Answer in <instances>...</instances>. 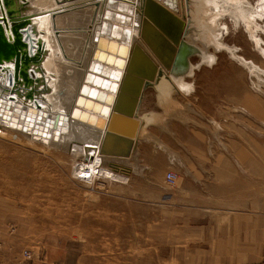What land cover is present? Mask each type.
Here are the masks:
<instances>
[{
  "label": "rangeland",
  "instance_id": "374dc122",
  "mask_svg": "<svg viewBox=\"0 0 264 264\" xmlns=\"http://www.w3.org/2000/svg\"><path fill=\"white\" fill-rule=\"evenodd\" d=\"M222 12L215 20L228 29L219 38L257 64L259 78L226 48L199 41L216 60L205 65L207 58L191 57L198 65L194 89L189 96L173 93L179 115L164 112L153 87L144 90L140 113L163 116L166 125L148 124L132 156L117 163L120 173L127 169L124 179L100 171L109 162L80 179L74 168L81 159L73 151L0 133V264H255L263 258L264 192L255 213L251 179L259 160L264 184V32H258L260 48ZM258 23L264 28V17ZM255 97L262 103L257 117L245 104ZM167 171L177 175L172 185Z\"/></svg>",
  "mask_w": 264,
  "mask_h": 264
},
{
  "label": "bare ground",
  "instance_id": "6f19581e",
  "mask_svg": "<svg viewBox=\"0 0 264 264\" xmlns=\"http://www.w3.org/2000/svg\"><path fill=\"white\" fill-rule=\"evenodd\" d=\"M226 10L232 26H243L260 47L264 0H0V23L10 31L12 19H27L25 52L40 60L27 69L30 89L14 80L12 60L0 62V133L72 149L81 159L78 178L109 162L100 171L124 179L127 169L120 173L116 161L132 156L142 133L145 79L161 92L164 83L187 92L184 77L198 66L191 57L207 58L205 65L216 60L199 42L210 39L259 78L260 67L219 38L228 25L215 17Z\"/></svg>",
  "mask_w": 264,
  "mask_h": 264
},
{
  "label": "crops",
  "instance_id": "0c3cea01",
  "mask_svg": "<svg viewBox=\"0 0 264 264\" xmlns=\"http://www.w3.org/2000/svg\"><path fill=\"white\" fill-rule=\"evenodd\" d=\"M255 12H257L261 16L262 13H263V10L260 11V12L259 11H255ZM196 70H195L194 74L192 75V77H190V76H185L184 77L185 81H187L186 84L190 85V87H191L190 89L188 87H185V90L187 91L185 93H183L182 89L180 90V88L178 86H177V89H178L177 90L174 86H171L169 83L168 84L164 83V86H163L164 89H162V90H164V92L163 91L161 92V89H159L157 86L153 87L155 93H157L158 101L161 104V106L163 107L165 113H171V114L172 113H174V114L176 113V115L180 114L178 111H180V107L182 108V106L177 103V100L174 99V94L173 93H178L180 95L189 96L191 94L192 90L194 89ZM159 90H160V92H159ZM250 102L251 103H249L248 100H245V104L248 105L250 108H252L255 111L256 117L258 115L261 116L262 115L261 114V106H262L261 105L262 104L261 101H259V99L257 97H255L254 101H250ZM141 105H142V102H141ZM141 105H140V107H141ZM140 114L141 113H140V108H139V115ZM140 116L143 117V121L138 120V121H140L139 127H140L141 124H142L141 125L142 128L144 127L142 129V131H144L146 126L148 124H150L151 122H153V121H157L158 124L161 123L163 127H165L164 125H166V119H163L164 118L163 116L160 117L159 115L154 114V113H152V114L149 113V114H146V115L145 114H143V115L141 114ZM164 116H166V115L164 114ZM138 131H139V129H138ZM217 132H218V130H217ZM140 135H142L144 137V133L143 132L140 133L138 136H136L135 145L137 144V140H138ZM255 135L258 136L257 133ZM257 143L261 147V143H259L257 140H256V147H257ZM134 150H135V147H134ZM258 151H259V149H258ZM70 152H72V149H71ZM181 160H182V162L185 163L184 159H181ZM120 162L121 161H118V162L116 161V164L120 163ZM122 162H124V161H122ZM254 169H255V176H254L253 180L251 179V181H253V183H254L253 184L252 193H253V198L255 200V213H259L257 211V208L260 209V210L262 209L263 192H264V190H263L264 184H263V178H262V164H261V162H259V160L255 162ZM222 179H223V188H224V187L227 186V183H225V180H227V176L224 174ZM246 186L248 187V189L246 191H244V192L245 193L250 192L252 186L249 185V184H246ZM241 187H242V185H241ZM237 191H239V190H237ZM242 191L243 190H241V192ZM247 200L250 201L249 198Z\"/></svg>",
  "mask_w": 264,
  "mask_h": 264
},
{
  "label": "water",
  "instance_id": "95a60500",
  "mask_svg": "<svg viewBox=\"0 0 264 264\" xmlns=\"http://www.w3.org/2000/svg\"><path fill=\"white\" fill-rule=\"evenodd\" d=\"M169 5L173 7L175 5L174 1ZM8 13H11V11ZM27 23L28 20L25 18L12 19L10 31L7 28V23L5 27L0 23V62L12 60L14 62V80L18 81V79H22L23 85L30 89L32 81L27 77V69L29 68L30 62H39L40 60L37 56L30 57L25 52V43L22 39L21 30ZM11 32L13 39L7 37L10 36ZM185 64L187 63L185 62ZM151 85L152 80L145 79L142 83V89L150 87ZM130 95L135 94L131 92Z\"/></svg>",
  "mask_w": 264,
  "mask_h": 264
},
{
  "label": "built area",
  "instance_id": "2783aa9c",
  "mask_svg": "<svg viewBox=\"0 0 264 264\" xmlns=\"http://www.w3.org/2000/svg\"><path fill=\"white\" fill-rule=\"evenodd\" d=\"M176 178H177V175L174 172H172V171H167L165 173V180L170 185L175 183ZM82 179H84V178H82ZM255 264H264V256L259 262L255 263Z\"/></svg>",
  "mask_w": 264,
  "mask_h": 264
}]
</instances>
